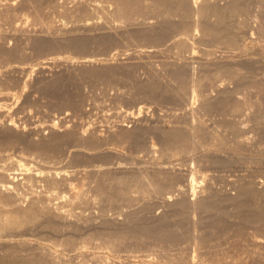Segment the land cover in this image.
I'll return each instance as SVG.
<instances>
[{
    "label": "rangeland",
    "instance_id": "374dc122",
    "mask_svg": "<svg viewBox=\"0 0 264 264\" xmlns=\"http://www.w3.org/2000/svg\"><path fill=\"white\" fill-rule=\"evenodd\" d=\"M205 1L225 8L232 0L195 4L209 6ZM140 2L153 4V0ZM77 4L74 0H0V45L14 51L0 56V136L9 129L10 120L19 125L12 127L13 133L21 135L1 150L34 153L35 162H29L50 178L41 176V182L56 180L59 191H64V184L68 191L71 182L82 192L77 200L73 199L79 195L73 198L64 192L67 204L72 199L69 206L53 200L56 211L58 205H65L61 212L38 210L17 227L1 229L0 264H34L35 260L38 264H182L179 257L196 249L193 264H264V0H243L244 10L228 18L230 25L243 22L238 24L237 50L230 49L223 36L204 41L197 29L195 54L184 51L182 57L174 41L179 40L180 27L185 30L187 23L191 27L200 23L196 13L190 16L176 10L178 14L168 8L165 13L163 7L158 13L135 11L126 19L108 1L111 14L106 16L88 6L84 16L62 17V10ZM143 33L160 37L147 41ZM105 36L111 38L108 46L100 47L98 41ZM67 38H80L87 45L78 52L62 44ZM37 39L50 40L54 47L36 52L32 45ZM246 61L249 68L241 67ZM218 65L239 66L248 83L238 86L233 79L223 78L217 88L203 85L200 91L207 92V98L199 100L188 97L189 88L179 89L171 73L187 69L186 74L199 78ZM107 67L115 69L111 76L88 73ZM53 81L56 93L50 90ZM151 82H158L160 88L145 96L142 87ZM68 96L70 104L65 103ZM206 100L210 107L204 109L201 104ZM237 101L239 110L232 108ZM140 105L145 106L142 113L136 112ZM51 120L57 122L55 127L49 126ZM194 124L205 129L202 134L198 127L202 136L197 133L194 149L175 153L164 144V131ZM126 130L138 137L125 139ZM65 133L73 134L75 141H61L56 152L38 148L54 134ZM192 166L206 174L193 192L187 181ZM119 187L128 190L129 199L115 196ZM36 193L20 196L13 201L16 205L10 202V209H27L32 197H40L39 190ZM204 200L212 207L198 204ZM76 248L84 249L83 253ZM104 255L108 257L102 261Z\"/></svg>",
    "mask_w": 264,
    "mask_h": 264
},
{
    "label": "bare ground",
    "instance_id": "6f19581e",
    "mask_svg": "<svg viewBox=\"0 0 264 264\" xmlns=\"http://www.w3.org/2000/svg\"><path fill=\"white\" fill-rule=\"evenodd\" d=\"M75 2H77L78 4L72 8L71 10L68 9V8H65L64 10H62V17L64 16H78V15H82L83 13L84 14H87L85 12H87L89 10V7L88 6H92V8L90 10H96V11H100L101 12V16H106L108 14H111L110 12L107 11L108 7H107V2L109 1V3L111 4H116V11L115 13H117L120 17L122 18H126V19H129L133 13H136V12H141L144 11V12H147V13H158L160 12V9L163 8V9H172L173 10H178V11H183L185 14L187 15H190L192 16L193 13L198 16V17H201L202 20L200 21L199 23V20H198V24L195 23V25L193 24L194 27H191V23H187V25L185 24V30L182 29L183 27H180L179 28V34H183L182 36L178 34L179 37H177V42L174 41L176 43V46L174 47V49H176L175 51L179 52L180 56L182 57L181 53L184 52V51H187L188 53L190 54H195V49H194V37L193 35H195L197 32L201 31L202 32V37L204 38V41H211V40H218L220 38L223 37H226L227 39V44L229 46V48H233L235 50H237V47H239V44H238V34H237V30L240 28L238 26V24H242L243 22H239L236 23L237 25L234 24H229L228 22V18L231 17L232 15L238 13L239 11H241L242 9L240 8L241 6V1L243 0H232L230 1L229 5L227 4V7L225 8H220L219 6L216 7L215 5L214 7L211 6L212 4H209L207 1L206 2V5H209V6H198V4L196 5L195 2L197 0H153V4L152 5H143L140 0H74ZM79 1V2H78ZM84 1V2H83ZM214 1V0H213ZM245 1V0H244ZM83 4H82V3ZM222 2V1H221ZM228 2V0H227ZM89 3V5H88ZM240 3V4H239ZM204 4V3H203ZM191 5H196L195 7L196 8H193L194 6H191ZM221 6V5H220ZM162 10V11H167V10ZM139 10V11H138ZM244 10V9H243ZM136 11V12H135ZM173 11V13L175 12ZM8 12V11H7ZM90 12L92 11H89L88 14H90ZM164 12H161V13H164ZM182 12V13H183ZM242 12V11H241ZM11 13V12H10ZM93 13V12H92ZM166 13V12H165ZM169 12H167L168 14ZM176 13H178L176 11ZM96 14V13H95ZM170 14V13H169ZM179 14V13H178ZM216 15V19L214 20L211 19V16L212 15ZM4 15V14H3ZM9 15V13H8ZM7 13L5 16H8ZM12 15V14H11ZM10 15V16H11ZM113 15V14H112ZM184 15V14H182ZM244 15V14H243ZM84 16V15H82ZM98 16V15H97ZM181 16V15H180ZM13 17V16H12ZM80 17V16H79ZM77 18V17H76ZM100 18V17H99ZM181 18H186L184 16H182ZM245 18V17H244ZM190 19V17H189ZM256 19V18H255ZM61 20V19H59ZM106 20V19H105ZM113 20V19H112ZM116 20V19H115ZM184 20H188L187 19H184ZM239 20V19H238ZM264 20V19H263ZM189 21V20H188ZM187 21V22H188ZM245 21V19H244ZM253 21V20H252ZM167 22V21H166ZM184 22V21H182ZM190 22V21H189ZM196 22V21H195ZM51 23L52 21H50L49 23L47 22L46 25L48 26V28L51 27ZM173 24V23H172ZM182 24V23H181ZM167 25V24H166ZM177 25V24H176ZM165 26V25H164ZM183 26V25H182ZM261 26V25H260ZM263 27L262 28V33L261 34H264V22L262 24ZM173 26H170L169 28L172 29ZM175 27V26H174ZM173 27V28H174ZM191 27V28H190ZM168 28V29H169ZM177 28V26H176ZM193 28V29H192ZM175 29V28H174ZM180 29L181 30H184V31H181L180 32ZM199 31H198V30ZM178 31V30H177ZM196 31V33H195ZM145 33V32H144ZM143 33V39L144 40H155V41H158L159 37L157 36H152L154 38H152L150 36V33L149 35L145 34L144 35ZM162 34V33H161ZM260 34V35H261ZM253 32L251 31L250 32V36L253 37ZM142 36V35H140ZM262 36V35H261ZM260 36V37H261ZM175 38V37H174ZM202 38V39H203ZM263 38V37H262ZM111 39V38H110ZM108 37L105 36V38H102V39H99L98 41V45L100 47L102 46H105L107 43H109V40H110ZM154 42V41H153ZM173 42V43H174ZM204 43V42H203ZM226 43V42H225ZM64 46L68 47V48H71V49H74V50H78V52H81L79 50H84V48L86 47L87 43L82 40V39H78V38H67V40L62 43ZM160 44V43H159ZM33 48L36 52H41L42 50H44L43 53H45V50L47 51V49H51L53 48V43L52 41L50 40H46V39H41V40H35L33 41ZM108 46V45H106ZM227 46V47H228ZM232 49V50H233ZM12 49H6L4 46L0 45V56L2 57H6V56H10L12 55L14 51L11 52ZM20 51V50H19ZM231 51V50H230ZM77 52V51H76ZM38 54V53H36ZM175 55H177L178 53H174ZM15 55V54H14ZM41 55V54H40ZM16 56V55H15ZM179 56V57H180ZM183 57H186V56H183ZM189 58V57H188ZM173 63V62H172ZM241 63V62H240ZM192 64V63H191ZM220 64V62H219ZM181 65V63H180ZM186 65V64H185ZM223 65V63H222ZM182 67L184 66L181 65ZM188 66V64H187ZM241 67H245V68H249L250 66V63L249 61H246V62H242V64L240 65ZM177 67V66H176ZM193 68V66H191ZM219 67V68H218ZM218 67L216 66L215 68L213 69H206L200 76L199 78H194L191 77V75L189 76L187 73V69H183L181 70V68L175 70L172 72L171 70V73H172V77L177 81V83H179V89L182 88V89H188L189 88V95L188 97H191L192 99H196L199 97L200 98H207V92L205 93L204 91H200V88L204 85H208V86H215L217 85V82L223 78H227L229 77L230 79H233L234 81H236L237 85L239 86L240 84H245V83H248L247 80H245L244 78L246 77L247 78V75H244L242 74L243 72H241V68L238 66V67H234L233 65H230V66H219ZM173 69V68H172ZM195 69V68H193ZM92 70V71H91ZM90 71H88V73L91 75V76H95V77H107L108 75L112 74L114 72L115 69L111 68V67H107V68H98V69H91ZM198 70V69H197ZM186 71V72H185ZM193 71V70H192ZM203 71V70H202ZM87 73V72H86ZM189 73V72H188ZM256 73V72H255ZM194 74V73H193ZM111 76V75H110ZM173 79V80H174ZM224 81V80H223ZM233 81V82H234ZM249 81V80H248ZM222 81L220 82V85H221ZM252 85H258V83L256 81H251L250 82ZM158 82H151L149 83V85L146 84V86H143L142 87V92L145 96H153L154 93H156V89L160 88L158 87ZM219 85V84H218ZM219 85V86H220ZM228 85V84H227ZM50 90L55 92L56 93V89L58 88V86H56V82L53 81L50 85ZM57 87V88H56ZM158 87V88H157ZM178 87V86H177ZM218 87V86H217ZM216 87V88H217ZM258 87V86H257ZM248 88V87H247ZM260 88V87H258ZM181 89V90H182ZM186 89V90H187ZM202 90L204 88H201ZM207 89V88H206ZM59 90V89H58ZM186 90L183 92L185 94ZM208 90V89H207ZM248 90V89H247ZM180 91V90H179ZM183 91V90H182ZM140 92V91H139ZM188 92V91H187ZM235 92V91H234ZM254 92V91H253ZM59 93V92H58ZM182 93V94H183ZM163 95V94H162ZM210 95V94H209ZM208 95V96H209ZM242 95V94H241ZM224 97V96H223ZM238 98V96H237ZM202 99V100H203ZM234 99V98H233ZM71 100L70 97H66L65 98V103L66 104H70L71 103ZM200 100V99H199ZM193 100H191L192 102ZM205 101V100H204ZM207 101V100H206ZM211 101V100H210ZM227 101V100H226ZM242 101V100H241ZM200 102V101H199ZM245 102V100H244ZM204 103V102H203ZM206 103V104H205ZM204 105H202V107L204 109L206 108H209L210 107V104H207V102H205ZM229 102H227V105H228ZM239 101L235 102L232 106L233 109H237L239 110ZM200 105V104H199ZM242 106V105H241ZM137 111L136 112H141V110H143L142 108H145V106L143 105H140L137 107ZM149 108V107H148ZM241 108V107H240ZM231 109V108H230ZM237 110V111H238ZM132 113V111H129V113ZM142 113V112H141ZM133 115V114H132ZM140 115V114H138ZM192 115V113H191ZM134 116V115H133ZM264 116V115H263ZM138 117V116H137ZM193 117V115H192ZM194 119V118H192ZM55 120H51V124L49 126H56L55 124ZM196 122V121H195ZM57 123V122H56ZM191 123V122H190ZM202 123V122H201ZM58 125V124H57ZM189 125H192V124H189ZM188 125V126H189ZM195 125V124H194ZM190 126L188 127L187 129L185 127L183 128H174L170 131H167L163 133L162 135V139L164 140V144H168L170 145L172 148L176 149V152L175 153H182V152H188V150H191V149H194L195 147V142L197 141L195 139L197 133L199 135L204 134V130H202L203 128L202 127H199L201 129V133H200V129H198L197 125L195 126ZM9 129H4L1 133V136H0V230L1 229H4V228H8V227H11V226H16L21 220H28L30 219V217L32 215H34L35 211H46V213L48 211H52V209H55V205H53L52 202H55L53 200L55 199H59L61 200V202L64 201V203H66V205L69 204V202H71L70 204H72V199L70 198L71 201L68 202H65V199H67V195L66 193L69 191L68 194L71 195V197H76L74 198L73 200H77V198H81V195L79 194L82 193L79 189V187H77L76 184H73L71 182L67 183V186L68 187V191H65L67 190L66 189V184H64L65 186V189L64 191H59V187H57V183L55 181H42L41 182V176H45V173L38 167V168H35V166L29 162V161H34L35 162V159L33 160V158H35V154L34 153H26V152H22L20 151L19 153H13V152H10L8 150H1V147H4V146H8L10 145L11 143H13V141L15 140H20L21 138V135L19 137V134H15L13 133V129L12 127L14 128H18L19 125L13 121V120H10L9 124ZM200 126H203L200 124ZM230 126V124H229ZM197 127V128H196ZM25 128V127H23ZM88 128V127H87ZM185 128V129H184ZM163 132V131H162ZM138 133V132H137ZM207 133V132H206ZM214 133V132H213ZM135 131L134 132H129L126 130V132L123 133V136L125 137V139L129 138V139H132L133 136H136L135 135ZM210 135V133L208 134ZM214 135V134H213ZM122 136V137H123ZM202 136V135H201ZM206 136V135H205ZM123 137V138H124ZM138 137V135L136 136ZM198 137V135H197ZM210 137V136H209ZM134 138V137H133ZM215 138H217V136H215ZM222 138V137H221ZM76 137H74L73 134H69V133H65V134H54L52 136V138L46 142V143H42V144H39L38 145V148L41 149V150H46V149H52L54 152L57 151L58 149V145L61 141H65V140H71V141H75ZM90 139V138H89ZM92 139V138H91ZM214 139V138H213ZM219 139V138H218ZM162 140V141H163ZM196 140V141H195ZM215 140V139H214ZM91 141V140H90ZM220 141V140H219ZM241 141V140H239ZM243 141V140H242ZM92 142V141H91ZM215 142V141H214ZM213 143V142H212ZM220 143V142H219ZM241 143V142H240ZM61 144V143H60ZM165 144V145H166ZM239 145V144H238ZM153 144H151V147L153 148ZM167 146V145H166ZM169 146V147H170ZM217 146V145H216ZM225 147V146H224ZM151 148V149H152ZM171 148V149H172ZM169 149V148H168ZM218 150V149H217ZM164 151V150H163ZM3 152V153H2ZM163 153V152H162ZM174 153V150H173V153L171 154H175ZM168 154V153H166ZM4 155V156H3ZM193 167V166H192ZM192 169V168H191ZM190 169V170H191ZM24 171V173H23ZM191 173H189V178H188V183L190 184V188L191 191H195L198 186V184L202 183L203 180H205V176L206 174L204 172H201V170L199 171L198 169L194 168L190 171ZM51 173L48 171V174ZM57 173H59V171H55L53 172V175L57 176ZM19 174H23V177H20ZM54 176V177H55ZM20 177V178H19ZM46 177V176H45ZM47 179L50 180V178L46 177ZM45 178V180H47ZM44 179V178H43ZM52 179V178H51ZM54 180V178H53ZM65 181V183H66ZM45 182V183H44ZM64 183V182H63ZM60 186V185H59ZM99 187V191L102 190V187L101 186H98ZM249 187V186H248ZM77 188L79 191H77ZM188 189V188H187ZM251 189V188H250ZM253 189V188H252ZM12 191L9 193V191ZM39 190V193L38 194L40 197H37V195L34 196V198L32 197L30 203H29V206L27 209H10V206H11V203L10 202H13L15 200H17L16 202H18L19 200V197L22 196V195H27L29 192H35ZM115 190V189H113ZM66 192V193H64ZM247 192V191H246ZM9 193V194H7ZM254 193V192H253ZM114 194L115 196H117V198L120 197L123 198V199H129V192L128 190L126 191L124 188L120 189V187L114 191ZM252 194V193H251ZM30 195V194H29ZM242 195V194H241ZM249 195V194H248ZM254 195V194H253ZM33 196V195H32ZM26 197V196H25ZM67 197V198H66ZM70 197V196H69ZM131 197V196H130ZM22 198V197H21ZM24 198V196H23ZM30 198V196H29ZM83 198V197H82ZM242 198V197H239V199ZM58 200V201H59ZM83 200V199H82ZM87 200V199H85ZM84 200V201H85ZM21 201V199H20ZM89 201V200H88ZM209 201V200H208ZM28 202V200H27ZM117 202V201H116ZM126 202V201H125ZM207 201H202V202H198V204H200V206H204L207 208V206H210L208 205V202L206 203ZM15 203V202H13ZM12 203V205H14ZM58 203V202H57ZM63 203V204H64ZM80 203V202H79ZM56 204V203H55ZM184 204V203H183ZM182 204V205H183ZM210 204V202H209ZM211 204H214L213 201L211 202ZM16 205V203H15ZM18 205V204H17ZM20 205V204H19ZM65 205H62L59 206V211L61 210V208H64ZM69 206V205H68ZM57 207V208H58ZM71 207V206H70ZM212 207V205L210 206ZM66 208V207H65ZM57 209H55L56 211ZM67 210V209H66ZM54 211V210H53ZM52 211V212H53ZM59 211H56L57 213ZM61 212V211H60ZM69 212V211H67ZM34 213V214H33ZM38 212H36L37 214ZM56 214V213H55ZM58 215V214H57ZM69 215V214H68ZM67 215V216H68ZM50 216V215H49ZM23 220V221H24ZM20 224V223H19ZM14 226V227H15ZM17 227V226H16ZM260 240H258L257 238L255 239L254 242H258L259 243ZM60 245V244H59ZM83 246V245H82ZM81 246V247H82ZM106 246V245H105ZM80 247V246H79ZM84 247V246H83ZM86 247V246H85ZM84 247V248H85ZM97 248V247H96ZM99 248V247H98ZM107 250L109 249L108 247H105ZM78 249L79 252L77 253H80V251L82 252L83 250H79L80 248H76ZM100 249V248H99ZM44 250V249H43ZM51 250V249H50ZM53 250V249H52ZM51 250V251H52ZM197 250V249H196ZM196 250H193L192 254H190L189 256H182V257H179V260L181 261V263L183 264H193L194 261H196L197 259V256H198V253ZM101 251H102V248H101ZM109 251V250H108ZM53 252V251H52ZM58 252H60L58 250ZM106 252V251H105ZM54 253V252H53ZM62 253V252H61ZM59 253V256L60 254ZM83 253V252H82ZM93 253V252H92ZM15 254V253H14ZM52 254V253H51ZM109 254V253H108ZM55 255V254H54ZM94 256V255H93ZM136 256V255H134ZM133 256V257H134ZM5 257V255H4ZM14 257V256H13ZM40 257V256H39ZM105 257L107 259L108 255H104V258L102 261H105ZM7 258V257H6ZM4 258V259H6ZM199 258V257H198ZM132 259V258H131ZM201 259V258H200ZM51 260V259H50ZM2 261V260H1ZM7 261V259H6ZM9 261V260H8ZM16 261V260H15ZM175 261H178V260H175ZM203 261V260H200V262ZM4 262V261H3ZM41 262V261H40ZM67 262V261H66ZM179 262V261H178ZM177 262V263H178ZM199 262V261H198ZM8 263V262H6ZM35 263L38 264V262H36L35 260ZM34 263V264H35ZM54 263V262H53ZM174 263V262H173ZM3 264V263H2ZM5 264V263H4ZM10 264V263H9ZM12 264V263H11ZM61 264V263H60ZM86 264V263H85ZM179 264V263H178Z\"/></svg>",
    "mask_w": 264,
    "mask_h": 264
}]
</instances>
